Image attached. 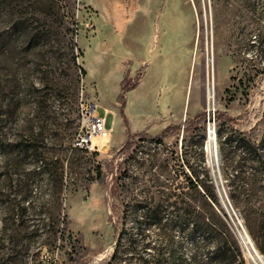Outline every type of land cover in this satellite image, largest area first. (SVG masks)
Here are the masks:
<instances>
[{
  "label": "rangeland",
  "instance_id": "1",
  "mask_svg": "<svg viewBox=\"0 0 264 264\" xmlns=\"http://www.w3.org/2000/svg\"><path fill=\"white\" fill-rule=\"evenodd\" d=\"M139 72L121 107L122 81ZM83 104L119 115L101 150L73 145ZM218 130L264 155V0H0V264H109L125 203L212 213L190 184L208 175L231 234L215 264H253L238 229L264 256V166L235 201ZM126 226L136 232L134 218ZM173 240L191 264L190 242Z\"/></svg>",
  "mask_w": 264,
  "mask_h": 264
},
{
  "label": "trees",
  "instance_id": "2",
  "mask_svg": "<svg viewBox=\"0 0 264 264\" xmlns=\"http://www.w3.org/2000/svg\"><path fill=\"white\" fill-rule=\"evenodd\" d=\"M140 73L130 86L126 85L128 79L125 78L122 81L119 94L121 107H124L126 93L136 86ZM122 113L124 114L123 109ZM205 117L204 112L197 116V119H186L182 126L169 124L151 139L162 142L174 128L183 127L184 130H190L196 122H200ZM215 118L222 123L232 121V117L227 112L217 111ZM217 133L220 137V150L223 156L221 167L223 178L236 201L245 184L255 182L258 172L262 173L258 166L261 163L264 166V155L255 142L241 133L232 132L226 136L222 135L220 130ZM190 184L197 195L204 198L206 204L212 209L210 210L212 213H208L207 209L199 204L187 213H180L178 210H169L170 207L165 205V201L157 202L152 199L134 205L125 203L122 215L124 226L119 232L118 227L115 226V231L118 232L117 242L109 264H187V259L173 250L175 236H181L190 242L191 264H215L227 258L230 252L231 234L223 215L215 210L220 202L213 180L208 175L205 180L199 177L190 179ZM130 218L135 220V233L126 226V219ZM150 226L158 228L159 243H152L150 239H146L149 236L146 229ZM147 248L153 251L147 253L149 255L144 254Z\"/></svg>",
  "mask_w": 264,
  "mask_h": 264
},
{
  "label": "built area",
  "instance_id": "3",
  "mask_svg": "<svg viewBox=\"0 0 264 264\" xmlns=\"http://www.w3.org/2000/svg\"><path fill=\"white\" fill-rule=\"evenodd\" d=\"M98 105H84L81 111L80 127L74 137V147L80 150H101L105 144L94 145V138L102 137L112 129L107 126V116L97 112Z\"/></svg>",
  "mask_w": 264,
  "mask_h": 264
},
{
  "label": "bare ground",
  "instance_id": "4",
  "mask_svg": "<svg viewBox=\"0 0 264 264\" xmlns=\"http://www.w3.org/2000/svg\"><path fill=\"white\" fill-rule=\"evenodd\" d=\"M210 69H211L210 68V62L208 61L207 103H208L209 106H211L212 102H213V91H212V81L213 80H212V75H211ZM114 125H115V121H114ZM114 125H113V128H114ZM113 128H112L111 131H113ZM210 128L212 130V126ZM111 137H112V134H110L109 132H107V134L105 136L96 137V138H94V145H96V144H99V145L109 144ZM209 145H211L210 147H213V149L215 151V154H216L217 153V151H216L217 150L216 138L214 136V133H212V131L210 132V144ZM214 158H215V156H214ZM245 241H246V243H247V245L249 247L247 249V251H248L247 254L251 258L252 263L253 264H264V256L260 255L257 250H254V248L251 247V244L248 241V237H247V239H245ZM252 248H253V250H252Z\"/></svg>",
  "mask_w": 264,
  "mask_h": 264
},
{
  "label": "crops",
  "instance_id": "5",
  "mask_svg": "<svg viewBox=\"0 0 264 264\" xmlns=\"http://www.w3.org/2000/svg\"><path fill=\"white\" fill-rule=\"evenodd\" d=\"M142 81V80H141ZM142 83V82H141ZM141 83H139L138 85H137V87L136 88H138L139 87V85L141 84ZM133 88V90L134 89H136V88ZM133 90H131V91H133ZM130 91V90H129ZM98 105V104H97ZM104 113L102 114V115H106L107 116V126L109 127V128H113V125H114V121L117 119V123H118V120H119V115H118V117H117V115H116V111L114 110V109H112V110H107V107H104ZM97 112H99L98 111V109H97ZM99 114H101L100 112H99ZM109 119H110V124H109ZM115 124H116V121H115ZM167 125V124H166ZM166 125H164V127L166 126ZM163 127V128H164ZM126 139V137H124L120 142H119V144H122L123 143V141ZM111 140H113V136H112V139ZM107 144H105V146H106ZM104 146V147H105Z\"/></svg>",
  "mask_w": 264,
  "mask_h": 264
},
{
  "label": "water",
  "instance_id": "6",
  "mask_svg": "<svg viewBox=\"0 0 264 264\" xmlns=\"http://www.w3.org/2000/svg\"><path fill=\"white\" fill-rule=\"evenodd\" d=\"M209 133H210V128H209ZM213 133H214L215 138L217 139L216 131H215L214 128H213ZM216 141H217V140H216ZM217 156H218V155H217ZM217 166H218V168H219V161H218V158H217ZM243 230H244V234L241 232L240 229H238L239 234H240V237L243 239V242H244V244L246 245V248L248 249V245L246 244V241H245L244 235L247 236L248 239H250V238H249V236H248V234L246 233V231H245L244 228H243ZM254 250H255V248H254Z\"/></svg>",
  "mask_w": 264,
  "mask_h": 264
}]
</instances>
